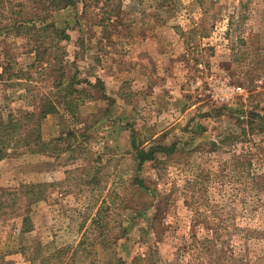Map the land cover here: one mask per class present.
<instances>
[{
    "label": "rangeland",
    "instance_id": "obj_1",
    "mask_svg": "<svg viewBox=\"0 0 264 264\" xmlns=\"http://www.w3.org/2000/svg\"><path fill=\"white\" fill-rule=\"evenodd\" d=\"M11 1L19 0H0V61L8 54L30 78L0 83V118L58 94L52 73L35 61L40 42L65 53L64 82L80 100L74 114L59 106L20 127L45 151L21 153V142L0 156V191L44 186L41 202L0 220V264H39L31 261L38 247L51 258L46 264H215V253L201 255L194 244L217 219L239 222L234 255L264 264V235L256 232L264 229V192H252L264 181L249 176L264 173V134L218 144L246 127L241 112L264 115V0H97L84 12H45L41 0H21L29 15L66 30L63 42L11 32L20 8ZM133 137L145 149L178 144L179 153H158L138 170ZM25 217L32 229L23 233ZM197 217L205 223L195 227Z\"/></svg>",
    "mask_w": 264,
    "mask_h": 264
},
{
    "label": "trees",
    "instance_id": "obj_2",
    "mask_svg": "<svg viewBox=\"0 0 264 264\" xmlns=\"http://www.w3.org/2000/svg\"><path fill=\"white\" fill-rule=\"evenodd\" d=\"M93 4H98L97 0H41V3L45 9L43 11H65L68 9H76L79 5H81V10L89 11ZM162 3H166L167 0H162ZM12 10L13 8L20 7L17 11L11 12V22L8 26L9 30L12 32L14 29H27L33 30L36 32H41L46 34V38H58L60 42L69 41L70 35L67 33L66 30L58 28L55 23L48 21V16H38V15H29L28 11H26V5L21 1H11ZM1 30V28H0ZM208 35L205 33L204 37ZM35 38V36H33ZM33 42L32 38L30 39ZM30 40L28 41L31 44ZM32 52L35 54L37 63H41V71L45 73L49 71L51 74L52 80H54L53 88L58 91V95L60 98V103L54 101L53 97L56 96L53 93L48 95H42V97L37 99V104L34 106V110L31 112H24L22 116H14L13 114L9 113L8 115L4 116L3 119L0 118V156L7 157L11 152L10 150H15V146L24 142V151L21 153H39L45 150V143H41L39 138L35 140V144H32L28 135L21 134L20 127L23 125L25 121L28 119H35V117H42L46 116V113H57L59 112V106H63L64 109L70 113L74 114L79 109V98L74 97V94L78 91L75 88V85L71 83H66L64 80L66 79V66L61 59L59 53L54 51L52 47L47 48L46 43L40 42L39 44H34V48ZM4 55V54H3ZM61 57V58H59ZM28 75L27 78H30L29 74L19 69V65L15 59L9 57L8 54H5L3 61H0V83L7 84L8 86H13V82L16 80L23 79V76ZM244 115L246 121V127H241V131L239 134L243 135V137L238 136L239 134L232 133L231 135L223 137L219 140V145H234L241 141V138H245L246 142L250 141V136L253 138L255 137V133L259 132L261 135L264 134V115L257 112H241ZM39 119H37L38 121ZM36 121V122H37ZM38 127H33L32 130L37 131ZM39 140V142H38ZM229 142V143H227ZM15 144V145H14ZM178 144H172L171 146L166 145H158L151 147L150 149L141 148L137 144V140L135 137L132 139V147L134 149L136 159L138 162V170L150 162H154L158 160L157 154L161 153L164 156V159H168L173 155L179 153V149L177 148ZM214 146H217L214 143ZM185 149V147H183ZM183 149V150H184ZM259 149H261L259 147ZM181 149V152L183 151ZM16 152V151H15ZM262 153V151H260ZM234 157L237 158L238 162L240 158L235 155ZM264 157V156H263ZM161 161V160H160ZM158 161V162H160ZM240 163V162H239ZM250 164V163H248ZM251 165V164H250ZM252 179V182L255 181H264V173H258L249 175ZM140 188L149 190V187L144 184V182L140 179L137 180L136 183ZM256 185V184H255ZM253 186V198L259 196L260 193L264 192V185ZM43 184H36V183H22L18 186V188L10 191L2 190L0 191V220H2L6 215L9 214V210L13 209L18 206H29L33 204H37L41 202L44 195ZM160 194V193H159ZM158 195L159 198H161ZM163 199V198H161ZM157 210V209H156ZM199 211L197 212V214ZM200 214V213H199ZM199 218V219H198ZM201 217H197V219H193L195 222V227L200 226L202 223H205ZM199 220V222H197ZM230 220V222H229ZM97 221V220H95ZM153 221V218H152ZM210 221V220H209ZM98 222V221H97ZM197 222V223H196ZM216 224L214 225L213 229L206 227L211 234L208 237H205L203 241H195L196 246L200 251L201 255H205L210 253L216 254L217 259L215 264H247L243 258H240L232 252L230 246V239L234 236V232L238 230L239 222H234L232 219H228V221L223 220H216ZM23 233L26 230H31L32 226L30 224V218L25 217L23 222ZM26 226V229L24 227ZM152 226V224H151ZM153 228H156V224L153 223ZM254 232V231H253ZM252 230L247 233L246 237L250 239L253 233ZM259 232L260 235H264V229L256 231ZM236 235V234H235ZM197 237V234L194 235ZM81 242L80 245H82ZM196 248V249H197ZM197 249V250H198ZM62 254V251H58L51 256L60 257L58 254ZM50 256V257H51ZM49 259L42 257V253L40 247L37 248L35 251V256L31 259L32 262H38L39 264H46ZM118 263L126 264L124 260L119 259ZM251 264V263H248Z\"/></svg>",
    "mask_w": 264,
    "mask_h": 264
}]
</instances>
